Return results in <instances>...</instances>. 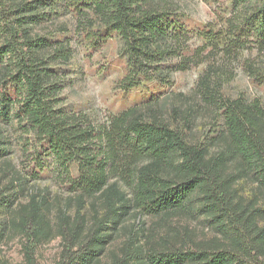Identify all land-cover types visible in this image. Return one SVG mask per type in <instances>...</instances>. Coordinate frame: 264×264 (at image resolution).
Returning a JSON list of instances; mask_svg holds the SVG:
<instances>
[{
	"label": "trees",
	"instance_id": "16d2710c",
	"mask_svg": "<svg viewBox=\"0 0 264 264\" xmlns=\"http://www.w3.org/2000/svg\"><path fill=\"white\" fill-rule=\"evenodd\" d=\"M56 1L0 0V159L8 155L10 144L3 129L15 126L26 141L28 176L40 179L44 156H52L75 210L70 214L61 203L51 217L50 202L32 189L27 194L26 179L11 171L0 189V242L8 233L19 236L22 264H38L37 247L56 237L61 250L55 264H102L103 257L106 264L264 260L262 102L225 98L223 73L206 71L200 90L222 120L209 142L213 147L189 142L184 129L164 119L159 96L95 125L86 114L64 105V86L53 67L67 63L71 50L35 31L54 23L60 9L75 17L77 34L85 43L119 38L126 58L121 90L151 82L170 88L171 75L198 64L193 59L206 47L198 46L191 54V34L176 0ZM234 1L217 31L199 34L210 46L208 52L236 57L256 43L263 52L264 0ZM248 68L249 74L264 80L253 64ZM2 174H7L6 168ZM242 181L253 186L247 196ZM20 193L27 194L25 199ZM198 213L214 223L226 246L200 248L190 242L195 247H189L167 233L157 239L154 230L139 225L126 231L118 248H107L132 214L164 223L173 216Z\"/></svg>",
	"mask_w": 264,
	"mask_h": 264
},
{
	"label": "rangeland",
	"instance_id": "374dc122",
	"mask_svg": "<svg viewBox=\"0 0 264 264\" xmlns=\"http://www.w3.org/2000/svg\"><path fill=\"white\" fill-rule=\"evenodd\" d=\"M176 1L183 9L185 16L183 22L191 34L189 40L191 54L198 46L204 45L206 49L201 56L193 59L198 64L171 75L170 88H163L151 82L128 90L119 89L118 83L126 73V58L122 51V42L118 37L112 36L104 43L95 45L85 43L77 34L75 17L71 13H63L60 8L61 11L54 15V23H44L42 27L36 28L35 31H40L49 36L48 39L51 41L59 42L71 50V58L67 63L53 67L62 80L64 88L61 95L67 109L84 113L95 125H99L105 122L108 115L118 114L129 107L145 103L151 97L159 96L162 107L161 116L164 119L176 128L184 129L189 142L208 144L213 147V144L209 142L217 136V131L222 127V120L218 110L206 100L200 90V81L206 71L215 70V72L218 71V75L223 73V77L220 78L221 94L225 98L244 97L248 100L258 98L264 106V80L249 74L248 68L249 64H253L260 73L258 75H264V51L258 50V44L250 43L249 45H252L249 46L250 49L241 50L236 57L214 55L208 52L210 46H206L207 43L199 35L202 31L213 28L217 31L222 21L230 16V10L235 1ZM56 2L59 3V0ZM212 80L213 82L216 80L214 75ZM175 109L176 112H174ZM187 113L189 118L184 117ZM3 130L7 132L5 136L10 139V144L8 155L0 159V189L7 185L12 175L9 172L15 171L14 174H18L15 176L26 179L24 185L27 194L28 190L32 189L50 202L51 217L54 215V208L61 203L68 207L72 214L75 203H72V200L69 202L71 193L63 184L64 179L57 176L58 170L52 161V156L48 154L44 156L45 168L41 178L32 180L25 170L28 165L25 154L26 141L21 137V131L15 126ZM3 168H6L7 174H2ZM14 185H18L17 179ZM240 186L245 196L249 195L253 187L248 181L240 182ZM27 194L20 193L18 196L25 199L24 196ZM134 215L132 214L126 220L124 230L107 246L109 251L118 248L126 231L138 229L139 225H144L148 230H154L157 239L167 233L173 240L184 239L183 242L189 247H195L190 242L200 248L228 244L222 240L224 235L214 228V223L199 213L173 216L166 219L164 223L159 222L158 218L145 214ZM60 250L61 243L57 237L41 244L37 247V263L55 264ZM263 261L261 257H258L252 261V264H264ZM101 263L106 264V257L102 258ZM0 264H22L20 238L14 233H8L0 242Z\"/></svg>",
	"mask_w": 264,
	"mask_h": 264
}]
</instances>
